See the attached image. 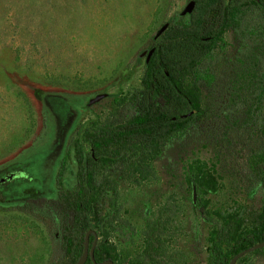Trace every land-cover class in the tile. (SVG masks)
<instances>
[{
  "label": "rangeland",
  "instance_id": "374dc122",
  "mask_svg": "<svg viewBox=\"0 0 264 264\" xmlns=\"http://www.w3.org/2000/svg\"><path fill=\"white\" fill-rule=\"evenodd\" d=\"M195 1L0 0V264H68L52 206L57 174L73 188L74 142L90 153L87 136L131 116L151 45L188 24L193 11L182 12ZM183 88L198 105L190 126L96 167L102 195L90 225L114 264H208L225 226L238 228L221 243L227 258L261 230L251 220L264 211L254 173L264 163L259 8L229 14Z\"/></svg>",
  "mask_w": 264,
  "mask_h": 264
},
{
  "label": "trees",
  "instance_id": "16d2710c",
  "mask_svg": "<svg viewBox=\"0 0 264 264\" xmlns=\"http://www.w3.org/2000/svg\"><path fill=\"white\" fill-rule=\"evenodd\" d=\"M249 4L264 14V0L258 3L253 0H196L190 22L165 30L160 40L151 45L149 53H152L148 59L146 56L140 82L141 90L133 97L131 116L123 123L87 136L90 153L85 154L81 143L74 142L75 184L65 189L60 170L56 177L57 198L52 205L60 216L62 252L68 264L77 262L84 235L92 229L93 207L102 195L95 178L98 164L117 159L124 149L134 144L144 149L159 147L190 126L196 118L198 105L185 92L184 79L195 74L209 54L225 29L229 14ZM254 173L264 185L263 162L255 165ZM251 220L261 230L238 240L234 255L264 240V211L252 214ZM237 230L233 223L216 234L212 243L213 256L208 264H228L231 257L223 254L221 243L237 238ZM253 253L264 255V248ZM93 256L96 264L111 260L102 243L96 244ZM85 264L93 263L87 259Z\"/></svg>",
  "mask_w": 264,
  "mask_h": 264
},
{
  "label": "water",
  "instance_id": "95a60500",
  "mask_svg": "<svg viewBox=\"0 0 264 264\" xmlns=\"http://www.w3.org/2000/svg\"><path fill=\"white\" fill-rule=\"evenodd\" d=\"M254 2L258 3L259 0H253ZM194 6H195V3L194 2H189L187 4V6L184 8L183 10V14H191V12L194 10ZM161 31H159L157 34H156V37H158L160 35ZM152 51H150V53L148 54L147 56V59L150 57ZM101 96H98L97 98H95L94 101H96L97 99H99ZM192 200H193V203L195 202V191H194V187H193V196H192ZM90 237H92V242L90 244ZM97 241H98V238H97V235L96 233L90 229L88 230L85 235H84V239H83V249H82V253L80 255V257L78 258L77 262L75 264H85L87 259H89L93 264H96L95 261H94V256H93V253H94V249L96 247V244H97ZM264 248V240L263 242L261 243H258V244H255L249 248H246L245 250L239 252L238 254L234 255L233 257L230 258L228 264H236L237 261L239 259H241L242 257H244L245 255L249 254V253H252V252H255L257 250H260ZM99 264H113L112 261H104V262H101Z\"/></svg>",
  "mask_w": 264,
  "mask_h": 264
},
{
  "label": "flooded vegetation",
  "instance_id": "af4514ba",
  "mask_svg": "<svg viewBox=\"0 0 264 264\" xmlns=\"http://www.w3.org/2000/svg\"><path fill=\"white\" fill-rule=\"evenodd\" d=\"M159 37V36H158ZM158 37H156V35H155V38H158ZM90 244H91V242H90ZM107 261H111V260H107ZM114 264V263H113Z\"/></svg>",
  "mask_w": 264,
  "mask_h": 264
}]
</instances>
